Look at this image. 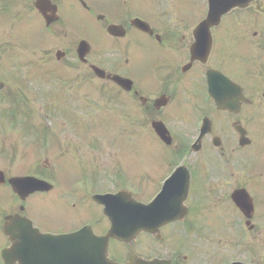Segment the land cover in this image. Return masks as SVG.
<instances>
[{
  "label": "flooded vegetation",
  "instance_id": "flooded-vegetation-1",
  "mask_svg": "<svg viewBox=\"0 0 264 264\" xmlns=\"http://www.w3.org/2000/svg\"><path fill=\"white\" fill-rule=\"evenodd\" d=\"M82 1L86 7L77 0H0V25L33 15L43 30H61L66 37L75 12L95 17L104 40L116 48L114 65L106 61L110 48L101 49L102 59L95 64L108 73L112 67V73L132 82L130 92L118 88L124 107L129 106L132 133L140 119L151 129L153 160L147 169V186L159 188L148 201L173 173L169 202L180 204L188 189L182 205L187 212L181 221L161 229L160 239L141 234L129 246L111 240L110 258L128 262L138 257L159 264H264V0L232 11L214 26L212 39L205 35L204 55L197 53L199 59L193 63L191 48L200 18L188 11L190 7L178 14L177 0H97V8L89 0ZM185 1L193 6L196 0ZM234 15L244 19L257 15L261 22H234ZM133 19L145 21L149 31H139ZM111 25L117 26L113 35L107 32ZM209 47L210 55L205 57ZM211 72L222 74L232 85L226 86ZM156 123L171 133L172 145L167 147L156 135ZM256 125L258 134H251L250 126ZM197 138L201 140L193 146ZM256 147L261 149V172L252 170L247 155ZM163 153L176 156L184 167L178 170L176 159L161 166L154 157ZM45 179L51 189L29 195L17 194L8 182L0 184V197L5 198L0 201V264H24L17 253L32 247L38 254L50 252V264H90L89 257L81 255L88 248L76 250L75 262L69 256L68 235L83 231V244L92 233L104 236L110 228L100 207L92 206L80 192L75 195L69 183L57 182V167ZM239 191L249 193L253 209L245 201L244 209L237 206L233 196ZM54 195L59 215L38 221L36 204ZM63 212L72 218L67 220Z\"/></svg>",
  "mask_w": 264,
  "mask_h": 264
},
{
  "label": "rangeland",
  "instance_id": "rangeland-1",
  "mask_svg": "<svg viewBox=\"0 0 264 264\" xmlns=\"http://www.w3.org/2000/svg\"><path fill=\"white\" fill-rule=\"evenodd\" d=\"M89 1L93 4L94 7L97 8V0ZM192 12L200 13L201 7L197 4H194L192 6ZM240 17V19L242 20L243 16ZM27 18L29 20H33L30 17ZM246 20L254 24H259L261 22L260 17L257 15H249ZM73 29L81 36L90 41L95 52H98L101 49H116L113 45H109L104 40L100 30V26L97 24V22L94 21L91 16H88L85 13H74ZM41 31L42 26L39 22L35 24L30 22L27 27L19 28V35L23 36L24 39H27L30 43H32L34 41V36L36 34H39ZM68 33L69 36L67 39L74 35L73 31H69ZM10 34L11 31H5V26L0 25V60L2 57L6 56L9 60L15 61L9 66L6 65L4 69L6 71L10 69H12L13 71L29 70L34 77L33 81L37 83L35 84L34 82H31L29 83L30 86H27V84L21 79L12 80L9 84L8 90L0 92V150L7 153L6 155H0V170L5 171L12 176L35 175L46 159H49V162L52 166H55V164H58L60 166L62 161L67 159L64 155H67L69 153V156L71 157V161L69 162H71L79 171L82 172L83 175H85L84 177L83 175H80V177L75 181L73 177H71V181L73 182L74 186L78 184L82 177V183L86 182L90 177V175H86L85 170H83L82 162H84L86 164V167H88L89 164L100 165L101 175H104V173H106V176H110L111 174H113V172H117L118 168L126 173L129 166L137 167L138 169L134 168V171L136 172L135 177L132 178L129 182L133 183V187L138 188L140 186L142 189H144V187H146L148 177L145 176L144 178H141L142 173H140V168L146 170L149 160L147 157L148 147L146 146V144L144 145V139L142 140V138L145 137V132L142 129L138 131V137L135 144L136 152L135 154L131 153L132 150L129 142V139L131 140V138H129V124L126 126L123 121H119L120 116L116 112L117 109L112 110L110 107L105 109L106 99L100 96L99 92L97 91L100 83H85V67L81 66L80 68H77V66L75 65L78 63L77 58H75V45L73 43L66 42L67 39L61 37V31L52 32V35L54 36L53 40L49 42L47 48L41 47V49H37L34 44L29 45L26 40V43H23V41L17 35ZM56 47H64L66 50H69V60L72 62V67L68 64L65 68L66 79H64L63 81L58 80L60 83L58 84V87L61 86L63 89H65L62 85V83H64L66 87H68L70 90H73V92L77 95L76 97L78 99V105L86 106L87 104V108L95 112L90 114V116L88 117L84 114L82 115V112L80 110L71 108L74 115L78 117L81 116L77 124L81 125V122H83L81 120L84 116L87 120V122L84 123L86 126H83V124L82 126H80L81 130L79 129V135L62 132L61 142L63 144V148H56L53 153H50L48 144L44 145L40 150L36 149L38 144L33 141V138L35 137L34 133L36 132V130H39V135H44L43 129L40 127L39 123L43 124V127L45 128L49 127L51 130H55V128L51 127L50 125L51 119H61L63 117L54 116L53 113H56L55 110H52V107L48 109L47 104L45 109L43 93L45 90H50L47 88V86L50 85L44 84V79L41 78L39 70L35 68V64L33 62H37V64L43 66L44 63L42 60L44 59L48 67H42L41 70H46L47 72L52 71L56 68L55 72L60 74L62 72V68L60 66L56 67L55 65H49L47 61V54H45L46 52H48L49 56H51L50 52H53V49ZM24 60H27V62H24ZM48 74L52 75L50 73ZM25 79L27 80V77ZM51 95L52 94H48L49 97ZM85 95L88 97H86ZM23 96H25L26 98H28L29 96L31 102L36 107L34 108L35 116L31 117L34 121H28L23 114L15 113L16 115H18L19 119L14 125H12L10 117L14 114L13 112L17 110L20 104L19 101L12 104V101L15 97H18L20 99ZM61 97L64 101L63 106H66L69 103V98L64 94H61ZM86 98L93 100L95 105L99 107L98 110H95L94 106L93 108H91ZM20 100L24 102L23 99ZM81 101H84L86 104ZM49 103L55 104L56 100L50 97ZM31 110L32 109L26 108L22 110V113H28ZM46 110H48L50 113H46ZM62 110L63 109L59 107V111L61 112ZM5 112L7 113V116ZM53 123H56V121H54ZM63 127H66V125H64ZM74 127L78 129L77 126ZM81 134L84 136H82ZM78 137L87 138L81 140L77 139ZM33 151H38L40 154L38 155L37 152ZM67 151L68 153H65ZM167 152H170V150H167ZM30 154L32 155V158H35L37 155L38 157L35 160L30 161ZM247 155L253 161V163H251L252 170L261 172V149L258 147L250 149L247 151ZM175 158L176 156H174V158L172 159L170 154L168 157L164 158L161 166H169ZM58 159L60 160L58 161ZM64 163V172L67 173V176H69L71 171L68 169V161H64ZM72 164L71 168L73 167ZM113 176L115 175L113 174ZM128 176L133 177L134 175L129 174ZM94 180H96V176L92 177L90 182ZM116 185V182H112V184L108 183L106 185V189L102 188L104 190L101 191H113L115 190ZM120 185H122V183ZM126 186L131 187L129 185ZM157 186L150 185L149 190L151 192H154L158 190L159 187ZM119 188L120 187L118 186L117 189ZM141 188L137 190L139 193L144 192ZM61 189L64 188L61 187ZM148 194V192H144L141 197L147 198ZM55 196L56 195L50 196L48 202L40 203L36 201L38 202L36 204V208L38 211L35 213V215L38 221L41 222L47 217H54L56 215H59V202L55 200ZM1 200H5V198L0 197V201ZM62 215L67 220H70L72 218L71 214L68 212H63ZM90 215H92L91 212ZM82 217L85 220L90 219V217L86 214H82ZM77 219H80V217H78ZM77 219H75V221Z\"/></svg>",
  "mask_w": 264,
  "mask_h": 264
},
{
  "label": "water",
  "instance_id": "water-1",
  "mask_svg": "<svg viewBox=\"0 0 264 264\" xmlns=\"http://www.w3.org/2000/svg\"><path fill=\"white\" fill-rule=\"evenodd\" d=\"M30 180H32V182ZM19 181L27 183V185L22 184V187H27L29 184L32 185L33 182H35V184H44L43 182H39L34 179H22ZM120 198L125 199V196H121V194H119L117 196L96 197V201L98 203L105 205L107 208L109 207L111 215L118 216V220L121 222V225L118 227L119 235L117 237H119L120 240H129L140 231L146 230L149 226H154L158 222H165V216H163V213L168 210L169 206H160L158 203H155L156 205L152 204L149 206H142L133 201L130 205L116 203ZM109 212L107 210L105 211L106 214H109ZM134 228L135 230L132 232ZM113 235V233H110L109 236ZM104 264L115 263L106 259L104 260Z\"/></svg>",
  "mask_w": 264,
  "mask_h": 264
}]
</instances>
